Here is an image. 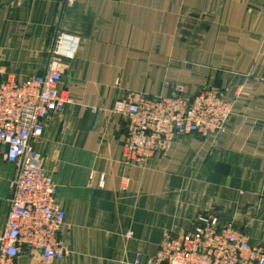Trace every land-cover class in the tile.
<instances>
[{"label": "crops", "instance_id": "0c3cea01", "mask_svg": "<svg viewBox=\"0 0 264 264\" xmlns=\"http://www.w3.org/2000/svg\"><path fill=\"white\" fill-rule=\"evenodd\" d=\"M59 32L79 39L62 67L71 101L33 148L66 212L68 256L24 248L16 264H146L165 234L202 215L264 248V0H0V71L20 83L44 73ZM178 86L223 90L234 102L227 132L183 134L147 167L125 164L116 100ZM6 151L0 143V239L16 173Z\"/></svg>", "mask_w": 264, "mask_h": 264}, {"label": "built area", "instance_id": "2783aa9c", "mask_svg": "<svg viewBox=\"0 0 264 264\" xmlns=\"http://www.w3.org/2000/svg\"><path fill=\"white\" fill-rule=\"evenodd\" d=\"M78 46L77 37L59 32L44 73L20 83L15 74L0 71V143L7 147L6 159L16 166L0 264H16L24 248L38 250L47 259L68 256L59 239L66 212L56 201L53 172L44 166L33 142L43 136L47 118L71 101L61 87L62 67ZM233 109L234 102L214 88L186 94L178 86L171 96L131 94L118 99L112 112L125 119L123 161L147 167L183 134L213 140L227 132ZM146 264H264V248L250 244L248 235L232 224L221 226L217 217L202 215L192 231L165 234Z\"/></svg>", "mask_w": 264, "mask_h": 264}]
</instances>
